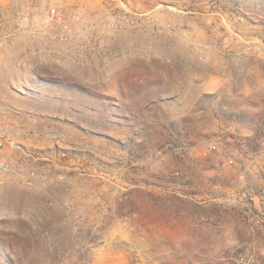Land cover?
Segmentation results:
<instances>
[{
  "label": "rangeland",
  "instance_id": "obj_1",
  "mask_svg": "<svg viewBox=\"0 0 264 264\" xmlns=\"http://www.w3.org/2000/svg\"><path fill=\"white\" fill-rule=\"evenodd\" d=\"M262 149L264 0H0L11 264H95L114 239L118 264H252Z\"/></svg>",
  "mask_w": 264,
  "mask_h": 264
},
{
  "label": "crops",
  "instance_id": "obj_2",
  "mask_svg": "<svg viewBox=\"0 0 264 264\" xmlns=\"http://www.w3.org/2000/svg\"><path fill=\"white\" fill-rule=\"evenodd\" d=\"M260 156H258L254 162L249 164V167H264V149L261 150ZM248 171L249 168L244 169ZM255 192L249 194V200L239 198L240 203H245L246 201L250 203V218L254 219L255 222L250 223L249 232H246L245 228L242 229L244 251H249L250 261L252 264H264V177L255 180ZM243 184V183H241ZM244 196V194H242ZM234 199V198H233ZM250 201V202H249ZM143 234L140 233L134 237L132 240L127 238L126 245L128 248H136L140 244V239L147 240V235L145 234V228L143 229ZM137 234V233H136ZM249 235V237H247ZM139 237V238H138ZM116 240L114 239L112 243L104 248V254L99 253L95 256V264H118L119 259V246L116 245ZM123 243V242H122Z\"/></svg>",
  "mask_w": 264,
  "mask_h": 264
},
{
  "label": "built area",
  "instance_id": "obj_3",
  "mask_svg": "<svg viewBox=\"0 0 264 264\" xmlns=\"http://www.w3.org/2000/svg\"><path fill=\"white\" fill-rule=\"evenodd\" d=\"M222 142H223V136L221 134H217L216 136H214L210 141L206 142V144L209 146V147H216V148H219V147H222ZM185 150V147L184 146H178V147H167L165 146L164 148H159L157 150H155L153 153H148V156L150 157H154L155 159H160L162 157H164L165 155L171 153V152H175V153H178V152H181ZM234 161V158L233 157H229L228 158V162L229 163H232ZM262 174H264V168H262L261 170H259L258 173L256 174H252L251 177L248 176V180H249V185H248V188H246V191L248 192H251L254 190L255 186L254 184L252 183V179L255 178V177H260ZM241 178H244L245 175H241L240 176ZM252 178V179H251ZM167 191L171 194H174L176 196H179V197H184V198H187V199H190V200H193V201H197V197L195 195H192V194H186L184 191L178 189V188H170V189H167ZM244 263V258L243 257H240L237 261L236 264H243Z\"/></svg>",
  "mask_w": 264,
  "mask_h": 264
},
{
  "label": "trees",
  "instance_id": "obj_4",
  "mask_svg": "<svg viewBox=\"0 0 264 264\" xmlns=\"http://www.w3.org/2000/svg\"><path fill=\"white\" fill-rule=\"evenodd\" d=\"M230 116V115H228ZM233 116V115H232ZM238 120H242L245 118V114H239V115H234ZM5 244L3 243V241L0 239V252H2V255L4 256L5 260L8 262V263H12V258H11V255L6 252L5 250Z\"/></svg>",
  "mask_w": 264,
  "mask_h": 264
}]
</instances>
